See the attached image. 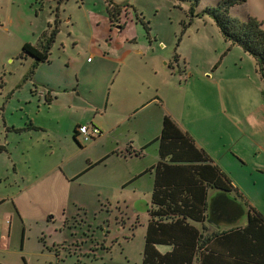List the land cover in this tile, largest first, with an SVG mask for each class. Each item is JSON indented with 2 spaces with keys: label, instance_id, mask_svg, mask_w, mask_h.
Instances as JSON below:
<instances>
[{
  "label": "rangeland",
  "instance_id": "374dc122",
  "mask_svg": "<svg viewBox=\"0 0 264 264\" xmlns=\"http://www.w3.org/2000/svg\"><path fill=\"white\" fill-rule=\"evenodd\" d=\"M111 1L128 3L112 25L106 0H0V143L6 147L0 152V264H140L147 211L132 203L101 206L98 196L80 192L88 150L72 137L74 110L42 104L30 89L62 90L61 99V85L79 80L76 119L107 95L113 78L145 75L151 62L164 70L155 76L158 92L183 127L202 129L214 153L225 142L234 146L237 165L227 174L264 215V148L256 152L253 144L264 147V78L251 54L200 15L218 0H199L194 11L187 0ZM229 12L242 20L253 16L264 28V0H245ZM55 26L48 60L33 67L31 55L19 54L22 44L39 43ZM86 56L93 61L85 63ZM119 60L126 61L120 71ZM114 105L122 110L123 98L116 96ZM31 118L45 126H26ZM5 124L20 129L7 131ZM81 168L66 187L63 208L57 203L62 175Z\"/></svg>",
  "mask_w": 264,
  "mask_h": 264
},
{
  "label": "trees",
  "instance_id": "16d2710c",
  "mask_svg": "<svg viewBox=\"0 0 264 264\" xmlns=\"http://www.w3.org/2000/svg\"><path fill=\"white\" fill-rule=\"evenodd\" d=\"M187 1L194 11L199 0ZM244 1L218 0L214 5L205 6L200 15H209L224 40L251 54L264 78V28L253 16L242 20L229 12L230 6ZM106 2L112 25L119 19L121 6L128 3ZM136 17L149 33L146 22ZM55 32L56 26L49 35L42 34L39 43L24 42L19 54L31 55L33 67L48 60ZM173 57L176 59L177 55ZM45 100L48 102L49 98ZM26 126L36 127L31 122ZM77 127L72 137L80 144ZM5 129L18 131L20 128L5 124ZM157 141L158 159L151 166L154 174L152 206L148 210L141 264H192L194 261L197 264H264L263 215L195 145L191 135L166 114ZM5 150V145L0 143V152ZM241 217L247 220L246 224L240 225ZM240 232L246 239H238ZM235 243L240 244L238 249L230 247ZM157 245H168L169 249L161 252Z\"/></svg>",
  "mask_w": 264,
  "mask_h": 264
},
{
  "label": "crops",
  "instance_id": "0c3cea01",
  "mask_svg": "<svg viewBox=\"0 0 264 264\" xmlns=\"http://www.w3.org/2000/svg\"><path fill=\"white\" fill-rule=\"evenodd\" d=\"M85 57V63L89 64L93 61V58L87 59ZM179 61V58H178ZM120 65L119 71L126 65V61H117ZM69 64V63H68ZM69 65L73 73L77 75V64ZM168 65V63H167ZM76 68V69H75ZM164 70H158L157 65L151 62L149 69L145 75L136 74H120L112 79V85L107 91V95L103 99L92 100L90 106L83 107V115L74 119L75 112L78 110L77 97L80 96V90L78 89L79 80L72 79L69 81V85L62 84L64 96L58 99L57 92L62 91L58 89H52L49 87L48 91L36 93V89H30L31 95L38 96L37 100H42V104L56 105L67 108L68 111L74 110L73 120H71L70 130L73 134V130L79 124L94 125L98 128V131L93 134L89 139L91 141L84 140L81 136H78L80 149H87L86 155L87 167L85 168V174L80 184V192L86 191L93 196H98L101 206L104 204H121L132 203L138 210H148L151 208V192L154 180L153 169L151 166L158 159V141L157 137L160 134L161 123L163 116L168 115L176 125L183 131L187 132L194 140L195 145L202 149L210 158L211 162L216 164L225 175L232 172L235 164L234 158H232L230 152L234 153L235 148L231 143L222 144V147L212 149V145L205 138H201L203 130L198 127H193V131L183 127L179 121V117L175 115L173 110L165 106V101L161 95H159V86L156 83L157 73L162 74ZM163 75V74H162ZM47 83H51V80H46ZM116 84V85H115ZM57 86V87H61ZM69 87V89H67ZM119 88V93L117 92ZM78 90V91H77ZM116 96L123 98L122 110H116L114 98ZM45 98H49L47 102ZM59 100V101H57ZM38 111L40 110V105ZM80 109V108H79ZM35 126H45L42 121L33 123ZM92 124V125H91ZM209 131L210 128H206ZM81 138V139H80ZM233 139V138H232ZM231 140V138H230ZM85 142L86 144H82ZM260 142V141H259ZM257 140L253 141L255 146L259 147L256 152L263 151L264 148ZM245 154V151H242ZM239 159L246 160L245 156L241 153ZM235 167V166H234ZM81 169L74 171L73 173H67L62 175L64 182V196L58 200V204L64 205L69 201L65 196L67 195L66 187L69 185L70 179L79 177ZM228 173V174H227ZM250 173H252L250 171ZM233 175V174H232ZM230 180L234 186L243 194L248 203L252 205L261 214L262 212L257 209L244 195L245 193L239 187L241 186L237 179L235 180L230 175ZM70 187V186H69ZM132 195V197H128ZM121 202V203H120ZM263 215V214H262ZM149 217V214H148ZM147 217V220H148ZM264 217V215H263ZM240 225L246 224L247 220L240 218ZM147 223V221H146ZM145 223V224H146ZM199 225V223H196ZM206 224V222H205ZM226 226L227 224H220ZM146 227V225H145ZM214 227V226H213ZM246 236L242 232L238 234V239L242 241V238ZM246 239V238H245ZM246 242V241H245ZM159 246H162L161 249ZM238 249L240 244L235 243L230 247ZM161 252L169 249L168 245H157ZM232 248V247H231ZM143 249V248H142ZM246 251L245 253H247ZM244 254V253H243ZM142 262V252L141 261ZM197 264V262H192Z\"/></svg>",
  "mask_w": 264,
  "mask_h": 264
},
{
  "label": "built area",
  "instance_id": "2783aa9c",
  "mask_svg": "<svg viewBox=\"0 0 264 264\" xmlns=\"http://www.w3.org/2000/svg\"><path fill=\"white\" fill-rule=\"evenodd\" d=\"M87 59L89 60L90 57H88ZM77 131H78V136L80 135L82 139L88 140L93 136L94 133L98 131V128L94 125L90 126L84 123L78 125Z\"/></svg>",
  "mask_w": 264,
  "mask_h": 264
}]
</instances>
